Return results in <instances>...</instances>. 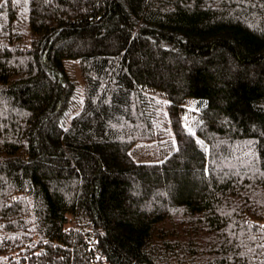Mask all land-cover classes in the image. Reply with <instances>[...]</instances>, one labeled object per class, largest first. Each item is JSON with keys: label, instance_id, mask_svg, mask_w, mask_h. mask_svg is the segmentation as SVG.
Instances as JSON below:
<instances>
[{"label": "trees", "instance_id": "16d2710c", "mask_svg": "<svg viewBox=\"0 0 264 264\" xmlns=\"http://www.w3.org/2000/svg\"><path fill=\"white\" fill-rule=\"evenodd\" d=\"M0 264H264V0H0Z\"/></svg>", "mask_w": 264, "mask_h": 264}]
</instances>
